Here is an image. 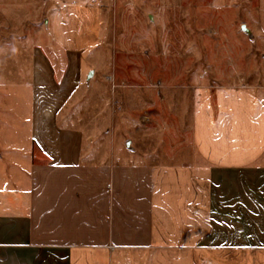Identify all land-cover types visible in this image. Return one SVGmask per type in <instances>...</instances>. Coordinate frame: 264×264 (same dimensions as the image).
Returning a JSON list of instances; mask_svg holds the SVG:
<instances>
[{
    "label": "crops",
    "instance_id": "crops-1",
    "mask_svg": "<svg viewBox=\"0 0 264 264\" xmlns=\"http://www.w3.org/2000/svg\"><path fill=\"white\" fill-rule=\"evenodd\" d=\"M28 9L0 0V264H264V85L194 87L190 145L162 151L109 114L102 10Z\"/></svg>",
    "mask_w": 264,
    "mask_h": 264
},
{
    "label": "rangeland",
    "instance_id": "rangeland-1",
    "mask_svg": "<svg viewBox=\"0 0 264 264\" xmlns=\"http://www.w3.org/2000/svg\"><path fill=\"white\" fill-rule=\"evenodd\" d=\"M12 1L29 3L23 19L30 25L66 1L99 7L103 25L96 66L100 81L109 84V114L138 116L142 131L160 141L162 151L189 147L194 87L264 85V44L251 31L257 27L258 0ZM3 13L5 36L14 27L4 25ZM7 19L22 22L12 15ZM123 128L120 141L130 147L132 122L112 118L108 123L110 134Z\"/></svg>",
    "mask_w": 264,
    "mask_h": 264
},
{
    "label": "water",
    "instance_id": "water-1",
    "mask_svg": "<svg viewBox=\"0 0 264 264\" xmlns=\"http://www.w3.org/2000/svg\"><path fill=\"white\" fill-rule=\"evenodd\" d=\"M242 30L245 31V32H247V33H249V31L247 29H245L244 26L242 27Z\"/></svg>",
    "mask_w": 264,
    "mask_h": 264
}]
</instances>
